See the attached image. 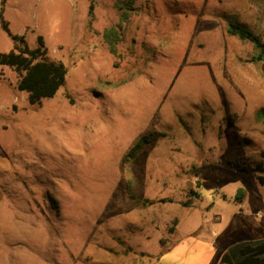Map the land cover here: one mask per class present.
Listing matches in <instances>:
<instances>
[{"label":"rangeland","instance_id":"obj_1","mask_svg":"<svg viewBox=\"0 0 264 264\" xmlns=\"http://www.w3.org/2000/svg\"><path fill=\"white\" fill-rule=\"evenodd\" d=\"M90 1L0 0L9 31L67 68L30 104L0 65V264H224L264 237L263 62L226 30L264 40V0H132L125 20L117 0L90 19Z\"/></svg>","mask_w":264,"mask_h":264},{"label":"trees","instance_id":"obj_2","mask_svg":"<svg viewBox=\"0 0 264 264\" xmlns=\"http://www.w3.org/2000/svg\"><path fill=\"white\" fill-rule=\"evenodd\" d=\"M4 1V0H3ZM117 8L122 9L121 20L128 17V11L134 10L132 0H117ZM93 0L88 5V15L92 18ZM1 26L12 40L13 46L7 52H0V65L11 67L18 74L16 88L26 93L30 104H40L44 98L52 97L66 79L67 68L59 60L50 59L42 35L36 36V46H28L24 35L9 31L8 23L0 13ZM227 33L240 40L252 43L254 53L250 61H262L264 73V40L245 25L229 21ZM102 37L111 53H116L117 44L122 39L120 24L110 25L102 31ZM155 132L140 135L125 154V159H133L141 149L153 141ZM264 156V150L261 152ZM195 193V192H194ZM224 264H264V237L244 240L224 251L219 258Z\"/></svg>","mask_w":264,"mask_h":264}]
</instances>
